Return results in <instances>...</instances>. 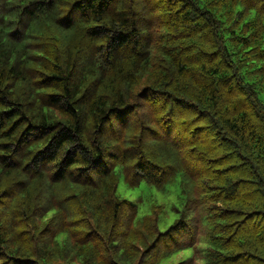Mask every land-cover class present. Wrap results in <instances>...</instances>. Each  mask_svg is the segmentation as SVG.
<instances>
[{
  "label": "trees",
  "instance_id": "trees-1",
  "mask_svg": "<svg viewBox=\"0 0 264 264\" xmlns=\"http://www.w3.org/2000/svg\"><path fill=\"white\" fill-rule=\"evenodd\" d=\"M188 247L264 264V0H0V264Z\"/></svg>",
  "mask_w": 264,
  "mask_h": 264
},
{
  "label": "rangeland",
  "instance_id": "rangeland-1",
  "mask_svg": "<svg viewBox=\"0 0 264 264\" xmlns=\"http://www.w3.org/2000/svg\"><path fill=\"white\" fill-rule=\"evenodd\" d=\"M143 185H145V184L142 183L140 185V187H143ZM172 187H174V186H172ZM139 188H135V189L127 188L123 182H119V185H118V189L121 192V194H123L129 198L135 197L136 194L138 193ZM151 189H153V188H151ZM151 192L153 193L152 196L157 201H161V200H165V201L172 200L173 201V200H175V194H174L173 190L167 194V199H166L165 195L161 194V192H154L152 190H151ZM173 217H174V215L170 211H168L165 214V216L160 220L159 227L161 229L164 228L172 220ZM192 251H193L192 247L180 249V250L174 252L173 254L169 255L168 257L164 258L159 264H173L174 262L181 260V259L185 258L186 256L191 255Z\"/></svg>",
  "mask_w": 264,
  "mask_h": 264
}]
</instances>
